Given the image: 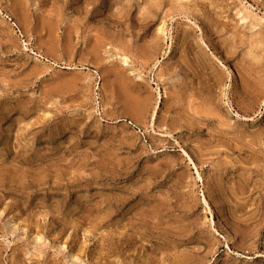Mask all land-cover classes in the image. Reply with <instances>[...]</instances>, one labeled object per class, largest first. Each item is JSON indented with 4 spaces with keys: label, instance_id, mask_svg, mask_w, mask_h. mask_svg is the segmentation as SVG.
<instances>
[{
    "label": "rangeland",
    "instance_id": "374dc122",
    "mask_svg": "<svg viewBox=\"0 0 264 264\" xmlns=\"http://www.w3.org/2000/svg\"><path fill=\"white\" fill-rule=\"evenodd\" d=\"M0 264H264V0H0Z\"/></svg>",
    "mask_w": 264,
    "mask_h": 264
},
{
    "label": "bare ground",
    "instance_id": "6f19581e",
    "mask_svg": "<svg viewBox=\"0 0 264 264\" xmlns=\"http://www.w3.org/2000/svg\"><path fill=\"white\" fill-rule=\"evenodd\" d=\"M65 67V66H64ZM68 68V67H67Z\"/></svg>",
    "mask_w": 264,
    "mask_h": 264
}]
</instances>
